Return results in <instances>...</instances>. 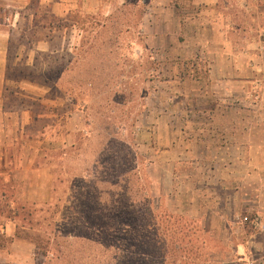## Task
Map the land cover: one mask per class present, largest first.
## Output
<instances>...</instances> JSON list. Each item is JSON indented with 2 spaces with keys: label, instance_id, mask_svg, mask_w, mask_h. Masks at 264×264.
Returning a JSON list of instances; mask_svg holds the SVG:
<instances>
[{
  "label": "rangeland",
  "instance_id": "374dc122",
  "mask_svg": "<svg viewBox=\"0 0 264 264\" xmlns=\"http://www.w3.org/2000/svg\"><path fill=\"white\" fill-rule=\"evenodd\" d=\"M26 1L0 0V27L10 31L0 108V264H34V244L18 235L31 227L72 251L90 234L88 212L109 195L134 199L156 221L158 237L178 246L165 250L164 264H246L236 247L256 230V204L251 196L220 202L214 169L226 176L219 170L232 162L234 186L247 191L249 160L264 158V147L216 141L264 136L260 126L236 128L237 110H252L264 91V43L256 48L253 40L264 35L184 29L147 39L140 26L147 0L125 7L105 0L114 3L106 18L75 8L67 22L39 0ZM61 26L68 29L57 32ZM221 106L228 115L207 114ZM222 118L229 127L221 132ZM200 137L217 145L198 144ZM100 237H107L95 236L103 250Z\"/></svg>",
  "mask_w": 264,
  "mask_h": 264
},
{
  "label": "crops",
  "instance_id": "0c3cea01",
  "mask_svg": "<svg viewBox=\"0 0 264 264\" xmlns=\"http://www.w3.org/2000/svg\"><path fill=\"white\" fill-rule=\"evenodd\" d=\"M18 1L21 3V0ZM126 3L127 0H117L118 6H124ZM26 4L27 1L22 0V5ZM38 4L50 7L52 9L50 16L62 22H67L70 17H72L75 8L82 9L84 14L90 16L94 15L100 18L110 16L114 8V3L112 1L108 2L105 0H39ZM146 4L147 11L144 12L140 26L144 27V31L147 33V39L174 37L176 34H180L184 29L194 36L210 35L215 37H227L234 32L246 35L252 32L254 36L258 35V37L264 35V0H147ZM104 9L107 10L104 11ZM29 18L33 20L35 15H30ZM19 20H21L20 13H15L13 19L15 25ZM65 24L66 23H64L63 26ZM63 26L58 27L60 30L58 29L57 32L68 29V27ZM70 27H74L73 29L74 31L76 30V33L78 32L77 36L79 37L82 31L77 30L75 24ZM47 29L50 31L52 28L48 27ZM9 37L10 31L0 27V108L4 96L3 87L6 82L5 70L9 51ZM261 39L262 38H258V41L253 39L254 47L257 48L258 46H262L261 44L264 42H262ZM46 45V48H42L44 51H47L49 47L48 43H46ZM220 64L221 67L223 64L225 67L227 66V63ZM261 66L264 67V65L260 63L258 67L261 68ZM225 78H227V76H225ZM253 106L252 110H237L238 118L236 121V128L241 129L243 132H245V129H248L249 132L251 125L254 127L260 126V130H264V91L260 94L258 103ZM206 111L207 114L220 115L221 117L229 114V108L227 106L224 108L222 106L220 108L216 107ZM249 115H252L251 123L249 121ZM221 122L219 129L222 132L223 127L226 129L229 127V122L224 118H222ZM213 127L216 130V126ZM204 130L206 131L205 128L197 129V132ZM247 136L245 137V134L241 136L237 135L233 143L229 142L226 135H222L220 136V140H218L219 138L217 139L218 141H216V143H218L219 146L224 145L228 148L230 146L245 147L246 145L250 147H264V136L250 139ZM195 142H198V144H203L205 142L208 146L217 145L214 143L215 137L209 139L200 137L196 138ZM226 158L229 160L228 157ZM230 164H232V162H228V166L219 170L220 172L224 170L226 176H222L218 173L217 177L214 169V179L217 178V181H220L218 186H221L224 192V195H222L225 196L219 201H223L226 204L237 203L239 198L244 200L245 197L251 196L253 203L256 204L255 211L259 215V221L255 223L256 230L249 234L245 244H239V246L236 247V253L241 260L247 261L246 264H264V158L252 157L251 160H249L250 167H248V170L250 174L247 180H251V184L247 191L242 187L234 186L235 182L236 185H238L240 181L232 176L231 173L228 174V172L232 170L231 168H233ZM213 190L212 192L210 191L212 196L221 197L219 193H217L218 195L215 194V192H217L215 188ZM213 201L214 198L212 202ZM231 212L234 213V210L231 211L230 209L229 214H231ZM218 213H222L220 208H218L217 214Z\"/></svg>",
  "mask_w": 264,
  "mask_h": 264
},
{
  "label": "trees",
  "instance_id": "16d2710c",
  "mask_svg": "<svg viewBox=\"0 0 264 264\" xmlns=\"http://www.w3.org/2000/svg\"><path fill=\"white\" fill-rule=\"evenodd\" d=\"M137 207L134 199L122 201L120 196L105 197L101 210L94 208L88 212L93 224L86 222L83 227L85 233L90 234L84 237L78 247L73 246L72 251H62L55 235L42 234L32 227L20 231L18 235L28 238L34 244V264H155L159 258L162 259L161 264H164L167 259L164 256L165 250L171 248L179 252V248L174 242L161 240L156 221ZM98 218L101 222L95 221ZM104 221H107V225H102ZM150 224L151 231L155 230L151 239L146 235ZM100 234L107 237L106 240L100 237L104 251L100 248V239L98 241L95 238Z\"/></svg>",
  "mask_w": 264,
  "mask_h": 264
},
{
  "label": "built area",
  "instance_id": "2783aa9c",
  "mask_svg": "<svg viewBox=\"0 0 264 264\" xmlns=\"http://www.w3.org/2000/svg\"><path fill=\"white\" fill-rule=\"evenodd\" d=\"M242 219H243V220H246V219H247V217H243Z\"/></svg>",
  "mask_w": 264,
  "mask_h": 264
}]
</instances>
